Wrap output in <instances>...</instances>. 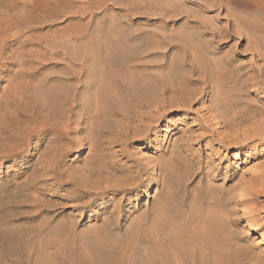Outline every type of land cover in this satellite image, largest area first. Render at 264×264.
Returning a JSON list of instances; mask_svg holds the SVG:
<instances>
[{
  "label": "rangeland",
  "instance_id": "rangeland-1",
  "mask_svg": "<svg viewBox=\"0 0 264 264\" xmlns=\"http://www.w3.org/2000/svg\"><path fill=\"white\" fill-rule=\"evenodd\" d=\"M130 1L131 3L129 0H74L71 4L73 8H70L72 13L69 17L59 19L56 25L51 27L52 29L45 27L39 32H34L32 36L34 40L31 38L30 42H32L24 49L20 50L17 45H14L0 55V264H11V262L13 264H91L95 256L90 247L95 241L118 237L122 235L124 229H129V226L133 228L134 232H137L138 226L141 225L140 220L136 221L139 214L150 208L153 200H159L160 188L154 180L158 170L154 171L153 175L155 176L151 175L150 179H146L134 192L129 191L125 194L113 190L98 191L97 188L115 186L123 181L128 174L134 175L136 168L129 169V166L136 160L140 159V164L148 163L152 166L158 161L169 159L173 146L176 144L178 146V148L175 147L178 150L177 153L175 152L176 155L182 157L180 158L182 163L188 165L190 170L196 172L198 166L193 161L198 159L205 169L210 168L212 170L216 166L219 167L218 178L213 186L216 185V188L219 186L224 191H228L229 185L232 184L231 181H228L230 175L235 177L233 183L237 182L240 178L256 174L257 170L253 166V162L264 161V142L252 141L243 149H224L214 141V138H217L216 135L210 138L205 137L202 141L196 138L200 132L197 126L199 120L201 116L206 115L205 108L210 105V100L213 99L210 102H215V98L212 96H216L211 95L210 92L203 96L201 102L193 103L188 111L167 114L151 130L147 136V141H132L125 148L126 154H122L117 151L118 148L121 149L120 147H115L109 142L112 137L109 131H113V123L111 124L106 115L105 118L98 105L94 104L98 109H95V106L90 109L89 104L85 101H88L89 96L91 98L92 94L90 93L95 92L92 91L95 88H92L91 92H84L85 89L82 87L74 88L70 85L71 83L63 84V80L58 82L57 78H65L68 70L66 69V71L63 66L58 64L61 57L51 56L50 42L52 39L54 42H59L65 34H77L76 36L79 37H82V34L88 40L87 43L90 42V48H88L90 50L88 51L91 52L92 64H90L93 66L91 67L89 64V68L94 72H92L91 78H84L86 83H90L94 79L98 80L99 75L94 74L100 64L101 57L102 59L107 56L110 59L118 58L123 56V53L127 52L128 54L132 47L134 52H140V49L136 47L139 44H144L145 49L147 48L146 51L150 52L143 54L142 61L145 60L147 65L169 64L174 57H180V55L176 57L173 54L174 50L170 48L173 44L171 42L174 40L172 39L174 37L170 38V34L177 33V36L183 34V20H179L177 17L172 21L167 20L171 18L172 14L160 9L157 4L158 0ZM159 2L167 5L166 0H159ZM182 8L184 10L193 9L190 4L182 5ZM230 8L232 9V7ZM127 9L131 11V16L125 15ZM232 10L237 17L244 18V15L246 21L256 22L264 29V14L259 13L260 11L254 10L251 14H245L235 11L236 9ZM189 13L192 15L191 12ZM225 14V11H211L205 12L203 15L210 24L221 27L224 26L225 21L220 20V18H226L227 15ZM247 18L249 19L247 20ZM240 30L244 31L245 29L240 27ZM248 32L245 30L247 37H251L249 38L251 41L246 36L245 39L240 36L238 41L240 42L242 39L243 41L238 43L236 40L237 44L232 49H229L232 41L230 43L215 42L213 46H218L217 52L219 53L214 58H220L224 53L230 52L233 57L237 56L234 64H247L251 57L250 49L264 44V30L260 35H252L253 33ZM24 35L27 36V32ZM157 35L164 37L159 38ZM82 42L75 43L77 45L71 43L74 51L70 46L68 47L72 51L68 49V52H71L69 55L74 61L77 60L74 59L75 57L82 55L83 51L80 49L82 47L79 48L81 46L79 44L84 43ZM44 43L46 45L43 46ZM47 43L49 44L48 47ZM150 46L153 49H149ZM247 46L249 49L246 50ZM44 49L46 50L44 51ZM242 51L243 53L246 51V54L241 53ZM77 52L79 53L77 54ZM24 54L27 55L24 56ZM172 55H174L173 58H171ZM23 56L24 58H22ZM80 59L79 56L78 60ZM102 59L101 61H103ZM254 65L259 66V62H255ZM94 66L96 68L92 69ZM75 70L74 72H77L76 68ZM164 73L163 70L155 71L158 76H163ZM92 77H94L93 80ZM233 78L229 77V80L232 81L231 86L234 84ZM72 87L74 92H72ZM95 87L98 88L97 85ZM46 90L50 96L58 92L63 94L64 90H69L70 95L77 93L76 98L81 95L86 98V94H89L87 99L83 98L82 102L80 98L77 101L74 98L72 105H70L71 102L67 104L69 107L66 104L64 106L60 104L59 106L63 109L59 110L60 107L58 106L57 109L60 112L54 116V112L42 104L47 98L44 95H49ZM50 91H53V94ZM207 91V88L204 89V92ZM36 92L38 93L35 95ZM40 92H44V95ZM81 92L86 94H80ZM231 94L232 92L224 94L226 102L232 98L233 94ZM34 95L35 98L44 97L42 98L44 99L42 105H32L35 104L33 102ZM219 95H223L221 91L216 98L220 99ZM249 99L255 101L258 99V102L263 101L262 103H264V91L258 94L256 92L251 93ZM41 107L44 111L43 109L41 111ZM64 108H66L65 111ZM48 109L49 112L51 111L50 113H46ZM61 110L63 113L65 112L64 117L61 115L63 114ZM91 113L94 115V121L89 119V116L93 118ZM54 117L55 119H53ZM99 117L102 120L105 118L103 121L108 123H102V126ZM217 122L218 119L213 122V127L218 129L217 132H224ZM99 123L102 128H100V132L102 130L104 134L98 132ZM53 128L54 130H52ZM91 133L93 134L89 135ZM185 144L189 145L184 147ZM258 156L261 158L255 160ZM99 164L102 165L99 166ZM167 166H173V168L168 167L167 169L169 181L174 184L168 191L173 196L171 206L182 212L181 205L186 196L183 189L192 184L190 180L185 179L183 166L181 169L172 163ZM170 169L172 170L169 172ZM173 169L176 175L179 174L178 178L173 173ZM140 173L142 172L140 171ZM143 177L145 178V176ZM112 180H115L116 184ZM79 185H83V187L78 188ZM236 191L237 194L240 192L239 189ZM89 192H91L90 195L87 194ZM78 193L80 195H77ZM232 207L233 225L229 226L227 231L233 233V237L232 234H228L229 237L225 240L228 244L231 242L229 245L232 244V246L229 249V246H226L222 253L233 257L229 264H264V237L262 236L264 234V193L259 194L256 200L248 201L247 204L239 198H235ZM254 208H258L259 221L251 226L244 217V213L246 209ZM223 213L226 214V212ZM223 216L224 214L221 215V217ZM134 221L136 222L134 223ZM148 229L151 231V228L148 227ZM144 230L146 233L148 232L147 227ZM144 230L142 233L146 234ZM138 232L140 231L138 230ZM257 242L259 245L256 244ZM71 248L73 249L71 250Z\"/></svg>",
  "mask_w": 264,
  "mask_h": 264
},
{
  "label": "bare ground",
  "instance_id": "bare-ground-1",
  "mask_svg": "<svg viewBox=\"0 0 264 264\" xmlns=\"http://www.w3.org/2000/svg\"><path fill=\"white\" fill-rule=\"evenodd\" d=\"M73 2L74 0H0V55H2L5 50L10 49L9 47H13L14 45H17L20 50L24 49L32 42H30L31 38L34 40L32 37L34 32H39L45 27L51 28L56 25L59 19L66 18L67 16L69 17L72 13L70 8L72 7L71 4H73ZM129 2L131 3L130 0ZM163 2H159L158 0L157 4L160 9L172 14L170 16L171 18H168L167 20L172 21L175 20L176 17L179 20H183V34L180 36H177V33H172L175 34L174 36L170 34V38L174 37L172 38L174 39L173 42L170 40L171 44L173 43L170 48L174 50L173 54L176 57L177 55H180L179 58H175L174 55H172L171 58H174L170 60L169 64L147 65L148 63L145 62V60H142L143 54H146L149 51H146L147 48L145 49L144 44H139V46L136 47L140 49V52H134L132 47L128 54L127 52L123 53L124 55L118 58L115 57L110 59V57L107 58V56L102 59L101 57L100 64L97 66V69L95 70L96 73L94 74L99 75L97 77L98 80L94 79V81H92L95 77L94 76L92 77V82L86 83L84 82V78H91V75L93 74L92 72H94V70L89 68V64L91 63V52L89 53L88 51L90 50L88 49L90 48V42L87 43L88 40L85 38V35L83 36L82 34V37L76 36L77 34L72 35V33L65 34L59 42L56 41L57 43L52 41L54 39H52L51 42L49 41L51 43V56L61 57L60 63H58L59 61L57 63L63 66L65 70H68H66L68 74L65 78H57L58 82L63 80V84L71 83L70 85L74 86V88L77 86L80 88L82 87L85 89L84 92H91V89L95 88V90H92L95 92L90 93L92 94L91 98L89 96L88 101H85L89 104L90 109L92 106H95L94 104L98 105V108L100 107L99 109H101V113L104 116H107V118L111 121V124L113 123V131H109L112 136L109 142L115 147H120L121 149L118 148L117 151L122 154H126L125 148H127L129 143L132 141H147V136L160 119L165 118L167 114L188 111L193 103L195 104L201 102L203 96L208 95V92H210L211 95L218 97L217 94L221 91L223 95H219L221 97L220 99L212 96V98H215V102H210L213 101V99L210 100V105L205 108L206 115L201 116L197 125L200 132L197 135L195 134L199 141H202L205 137L210 138L216 135L217 138H214V141L224 149H243L244 147H247L249 142H264V103H262L263 101L258 102V99H256V101L249 99L251 93L256 92L258 94L264 91L263 42H261L263 45H257V47L253 46L255 49H250L251 57L245 65L234 64L237 56L233 57V54L230 52L224 53V55L220 58H214L219 52H217L218 46H213L215 42L217 43L223 41L224 43H230L232 41L229 48L232 49L237 44L236 42L241 43V41H243V39L240 42L238 41L240 36L244 39L245 36L248 38L245 30H248V33H253L252 35H260V33L264 30L262 26L256 24V22H250V20H248L249 18H247L248 21H246V17L244 15V18L237 17L232 9H236L235 11H240L245 14H251L254 10L260 11L259 13L264 14V0H166L167 5ZM157 4L156 7H158ZM188 4H190L193 9L189 8L188 10H184L182 5L185 6ZM230 7H232V9ZM84 8L86 7L84 6ZM211 11L226 12L225 15L228 16V19L227 16L226 18H220V20L225 21L224 26L217 27L214 24L209 23L208 19L205 18L203 14ZM130 12L131 11H128V9L125 10V15H130ZM189 12H191L192 15H190ZM253 23L255 24L253 25ZM240 27H244L245 30H240ZM26 32L28 34L27 36L24 35ZM157 33L159 34V32ZM157 37L163 38L164 36L157 35ZM249 40L251 41V39ZM249 40L248 43L250 44ZM79 41L84 42H82L83 44H79L81 45L79 48L82 47L80 49H82L83 52L81 51L82 55H78L77 58L73 55V57H75L74 59L78 60L79 56L81 58L78 61H74L70 56L72 52L71 49L73 51L75 50L72 48L71 43L75 44ZM42 45L44 46L46 43ZM155 45L157 44L155 43ZM37 46L40 45L37 44ZM48 46L49 44L47 47ZM69 46L71 49L68 48ZM79 48H77L78 51H80ZM150 48H152V46H150L149 49ZM68 49L71 52H68ZM247 49H249V46L246 47V50ZM45 50L46 49H44V51ZM245 52L246 51H244V53ZM78 53L79 52H77V54ZM241 53H243V51ZM25 55L27 54H24V56ZM42 55L44 56V54ZM24 56L22 58H24ZM101 59L103 61H101ZM255 62H259V66L254 65ZM75 68L77 69V72H74L76 71ZM94 68L96 67L94 66L92 69ZM156 70H163L165 73L163 76H158L159 73L156 72L158 75L155 74ZM229 77H234V84H232V86V81L229 80ZM230 79L232 80V78ZM95 85H97L98 88L95 87ZM74 88L72 87V92H74ZM206 88L208 91L204 92V89ZM58 91L55 92L57 93ZM64 91L65 92L63 94H59L58 92L57 94L51 96L48 91L49 95L47 96L44 95V92H40L44 95V97H47L45 98V101L42 99L44 97L39 95L37 96L41 98H35V95L38 93L36 92L34 93L35 95L33 99L35 104L32 105L39 106L44 101L42 104L47 106V108H50L51 111L54 112V116H56L60 112L57 109L60 104H63L64 106V104L67 105L71 102L70 105H72L74 98L77 97V93H72L70 95L69 90ZM76 91L78 90L76 89ZM52 92L50 91L51 94H53ZM84 92H81L80 94L83 93L85 95L86 93ZM231 92L233 94H231L232 98L230 101L226 102L224 94ZM88 94H86V98L82 97V95H78V98H80L82 102L83 98L87 99ZM78 98H76L75 101H77ZM67 106L69 107V105ZM59 107V110L63 109L61 106ZM96 107L97 106H95V109H98ZM42 109L43 107H41V111ZM65 109L66 108H64V111ZM61 111V113H63V110ZM48 112L49 109L46 113ZM64 113L61 114L62 117H64ZM91 115L93 114L91 113ZM89 117V119H92L93 121L95 120L94 115V119L91 118L92 116ZM100 118L101 117H99V119ZM53 119H55V117ZM216 119H218L217 123H219V126L224 132H217L218 129L213 127V122ZM100 120L101 124L108 123L102 119ZM98 125H100V123ZM95 128L97 129V127ZM100 128L101 125L99 126V133L102 132V130L100 132ZM52 130H54V128ZM98 132L97 134L99 135ZM93 133L89 135H92ZM188 145L189 144H185L184 147H187ZM176 146L177 144L173 146L169 159L158 161L157 164L152 166L148 163L140 164V159L136 160L129 166V169L132 167L136 168L134 175H131L132 173L129 175L128 172V176H123V181L118 184L114 182L115 180H112L113 183L116 184L115 186H101V188H97L98 191L113 190L117 193L125 194L129 191L134 192L144 183L146 179H150V176L155 173L154 171L156 169L158 170L156 173L157 176H153L156 177H154V180L160 186H158V188H160L158 193L159 200H153L150 208L139 214L138 217L140 219H136V221L140 220L141 222V227L137 225L140 232H138L137 229V232H134L133 228L129 226V229H124L122 235L118 237L114 236L112 239H104L97 242L95 241V243L90 247L95 256L91 264L231 263V258L233 257L227 255L226 253H222V250L226 246H229L228 249L232 246V244L229 245L231 242L228 244L225 240L229 237L228 234H232L231 236L233 237V233H228L229 230L227 231V228L233 225V221L231 219L233 201L235 198H239L247 204L248 201L256 200L259 194L264 193V161L253 162V166L257 170L256 174H250L247 177L240 178L237 182L233 183L235 177L234 175H230L228 181H231L232 184L229 185L228 191H224L221 190L219 186L216 188L217 186L215 184V186H213V183H215L218 178L220 171L219 167L215 165L216 167L212 168V170H210V168L205 169L200 159H198L193 161V163L195 162L198 166L196 172H194L188 168V165H185L184 162V164L182 163L180 159L182 157L176 155L178 152V150L175 149ZM14 151L15 150H13V152ZM259 158L261 157L258 156L255 160ZM171 163L176 167H180V169L183 166V172H185L184 175L186 177L185 179L190 180L192 184L191 186H188V188L184 187L183 189L186 196L183 204L181 205L183 209L182 212L172 208L171 206L173 196L169 194L168 191L174 184L169 181L170 178L167 172L168 167L173 168V166H167L169 164L171 165ZM101 165L99 164V166ZM171 170L172 169H170L169 172ZM140 171L142 173H140ZM100 173L103 174L102 172ZM173 173L175 174V170ZM182 175L181 177H184ZM143 176H145V178ZM178 176L179 174L176 175L177 178ZM222 183L224 184L225 182ZM87 184L89 185V183ZM79 187H83V185H79L78 188ZM238 189L240 192L237 194L236 190ZM90 193L91 192L87 194L90 195ZM77 195L80 194L78 193ZM83 195L81 196L83 197ZM177 196L179 197V195ZM222 210H224L223 212H226V214L223 213ZM257 211L258 208L245 210V216H243L246 217L248 224L251 226L255 225L259 221ZM222 214H224V218L221 217ZM136 221H134V223ZM146 227L148 230L147 233L144 230ZM148 227L151 228V231H149ZM143 230L146 234L142 233ZM61 235L63 234L61 233ZM262 236L264 237V234H262ZM256 244L259 245V242ZM72 249L73 248H71V250ZM11 264L13 263L11 262Z\"/></svg>",
  "mask_w": 264,
  "mask_h": 264
}]
</instances>
